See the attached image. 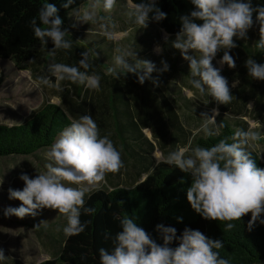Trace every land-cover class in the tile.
<instances>
[{"label": "clouds", "instance_id": "1", "mask_svg": "<svg viewBox=\"0 0 264 264\" xmlns=\"http://www.w3.org/2000/svg\"><path fill=\"white\" fill-rule=\"evenodd\" d=\"M74 0H64L62 7L69 8ZM192 10L180 16V30L171 47L179 51L183 60L188 62L191 87L200 95H207L217 105L230 104L231 94L227 78L221 75V68L236 67L230 50L237 47L234 39H246L253 26V16L264 25V7L253 8L251 0H190ZM117 0H91L86 8H73L71 15L77 24H99L102 34L110 37L108 21L110 17L98 16L97 10L111 13ZM55 4L45 3L38 11V20L33 18L30 26L35 38L42 46L51 41L53 47L49 55L53 58L58 50H70L73 40L65 39L69 35L62 30L63 21L58 15ZM166 13L157 6V0H130L128 17L137 29H145L150 21L160 22L166 19ZM115 27V25H111ZM264 33V26L260 28ZM168 43V35L164 36ZM256 46L264 49V36ZM160 54L163 49H154ZM108 74L119 80L128 74L136 76V82L143 85L150 81L153 87H159V74L167 72L169 65L161 60V67L149 60L137 59V51L132 48H118ZM223 52L218 61L221 68L214 67L213 60ZM98 54L88 48L81 52L77 66L64 63H50L47 76L38 77L34 84L60 88L63 81L83 85L99 92L101 76L89 70L93 68L91 58ZM131 61V63L129 62ZM248 77L264 81V64L248 58L245 61ZM83 69V71H81ZM156 72L155 77L152 73ZM52 77L55 78L54 82ZM239 81H234L235 87ZM189 92V96H194ZM252 108L251 104H248ZM218 108H213L211 115L202 113V124L197 132L205 136H219L225 127L223 122H216ZM257 128H264L259 121ZM262 138L259 131L237 129L231 137L221 139L211 147H181L163 157V162L174 165L180 172L190 174L192 182L186 192V199L191 209L204 220L226 222L225 232L232 231L242 218L250 214L247 231H252L257 224L264 225V169L257 167L256 160L249 150ZM232 142H229V141ZM47 163L45 171L30 178L21 174L22 189H8L9 199L17 200L20 206L9 207L5 216L23 219L35 217L40 210L57 211L67 219L63 229L66 237L79 235L85 231L87 222H81L82 211L93 214L94 208L85 207V197L98 191L106 182L108 174H117L124 167L121 154L108 136L101 137L95 120L87 113L79 119H73L65 127L56 141L45 152ZM183 182V181H181ZM4 179L0 178V185ZM123 202H118L122 204ZM137 218L125 214L120 219L121 231L115 236L111 251L99 250L100 264H229V260L220 256L219 250L224 247L222 240L206 237L199 230L185 228L178 237L176 229L163 224L156 225L162 241L157 243L142 227ZM179 222V221H178ZM177 243V247L170 245ZM3 249H0V262L7 260ZM83 259V257H82Z\"/></svg>", "mask_w": 264, "mask_h": 264}, {"label": "rangeland", "instance_id": "2", "mask_svg": "<svg viewBox=\"0 0 264 264\" xmlns=\"http://www.w3.org/2000/svg\"><path fill=\"white\" fill-rule=\"evenodd\" d=\"M90 2L81 5L79 8H86ZM129 10L128 0H117L116 7L111 13H105L102 8L97 10L98 16L111 18L108 21L109 30L112 33L110 37L102 34L99 24H77L70 13L67 23L62 26V30H67L69 33L65 39L74 41L70 50H58L53 58L49 55V51L53 47L51 41L46 46L39 44L36 49V58L28 64V70H19L10 61H0V125H19L49 103L59 105L69 112V115H73L76 110L80 111L77 106L82 104L81 99L85 97L86 102L83 103L84 105L82 104L85 107V114L87 113L95 120L100 129L101 137L108 136L112 140L120 152L124 164L119 173L106 176V182L101 185L100 189L128 188L138 180L135 179L136 173L133 172L132 165L142 173L144 172L139 177V181H142L155 164L163 161L162 158L170 152L176 151L178 146L194 148L193 140L197 136H205L202 131L197 132L202 124V113L211 115L212 109L218 108V116L222 115L227 119H232L234 116L231 113L239 109V107H233L229 104L217 105L211 97L206 94L200 95L194 90L189 83L191 77L188 62L182 59L179 51L170 46L175 36H168V43H165V34H161L150 22L147 28L137 29V26L128 17ZM111 25H115V27L113 28ZM258 33L259 31L254 32L253 39ZM157 46L163 49L160 54H156L154 51ZM129 47L137 51V59L152 61L157 69L161 67V60L166 61L169 65L167 72L159 74L160 84L157 88L163 96L170 100L180 121L188 130L185 145L181 138L167 130L164 118L148 92L152 85L150 81L143 84L144 89L134 88L132 90V92L138 91L139 93L144 91L145 96L141 103L137 102V105H132L129 113L123 111L124 104L116 103L117 107L121 106L120 111L122 112L118 115V122H116L112 109L108 108L107 99L104 98L108 95H106V82L103 79L105 77L113 78L108 74V68L114 62V56L117 54L116 49ZM88 48H92L98 54L97 59L91 58L93 68L89 70V74L95 72L101 76V90L99 92L82 85L81 98H79L77 94L81 85L72 84L69 81L61 82L60 88L63 91L43 85L38 88L33 83L38 77L49 75L47 69L50 63H64L79 67L78 61L81 58V52ZM230 54L235 59L236 67L234 69H229L227 65L221 68L218 63L220 60L218 54L212 63L214 67L221 68V75L227 78L231 94L239 87H245L243 85L245 80L260 85V81L248 77L245 62H241L243 58L234 53ZM129 62L131 63V61ZM237 64L240 65V68ZM156 75V72L152 73L153 77ZM125 77L136 81L135 75L128 74ZM51 79L54 82L55 78L52 77ZM237 80L239 83L232 87L233 82ZM260 87L263 88L261 85ZM189 92H194L195 95L189 96ZM176 94L180 97L177 98ZM64 96L70 102L69 108L65 105ZM156 96L158 97V94ZM71 105L74 107L72 113L69 111ZM184 105L188 106L185 108ZM247 108L252 109V112L246 114L247 116L242 119L239 117L236 119L244 122L246 130L261 133L262 138L250 150L255 152L260 161L264 163V128L256 127L257 121L264 125V117L256 115L258 110L254 106L249 108L247 105ZM141 110L145 117L140 113ZM77 111L75 114L79 115ZM218 116H216V122ZM73 119H78V117H72L71 121ZM146 125L154 129L158 139H154L149 129H142ZM232 129L234 132L237 130L233 125ZM138 131L149 142L150 149L143 148L140 141L137 140ZM48 149L38 150L31 156L0 157V178L4 179L3 185H0V249H3L4 255L8 257L4 261L7 264H38L54 258L66 239L63 229L67 224V219L57 211L43 209L35 217L26 216L23 219L5 216L4 214L7 208L20 206L19 201L9 199L8 189L23 188V182L19 180L22 173L29 175L30 178H35L36 174L45 171L44 165L47 163L45 152ZM132 152L143 156L147 155L146 161H150V165H146L148 166L147 171L145 170V163L142 165L132 162ZM8 219L13 222L17 220L16 222L26 223L28 221L27 224H30L29 226L22 225V227L11 224Z\"/></svg>", "mask_w": 264, "mask_h": 264}, {"label": "trees", "instance_id": "3", "mask_svg": "<svg viewBox=\"0 0 264 264\" xmlns=\"http://www.w3.org/2000/svg\"><path fill=\"white\" fill-rule=\"evenodd\" d=\"M89 1L91 0H74L69 8H64L62 7L64 0H0V60L12 62L19 70H28V64L36 58V49L40 44L34 36L30 21L37 18L39 24L40 7L45 3L55 4L63 26L67 23L68 14L73 8H78ZM131 2L138 3L140 0H131ZM251 4L253 8L264 7V0H251ZM157 6L167 14L166 19L158 23L153 21L150 23L158 31L169 36H175L180 30V16L187 15L192 10L190 0H157ZM255 16L254 13L253 26L248 32L264 26L261 21L255 19ZM235 43L241 46L248 58L264 64V49L256 46L258 42L254 46L251 45V39L244 44L237 40ZM103 80L106 82V91L111 95L109 104L112 114L118 122V115L122 112L121 106L117 107L116 103L124 104L123 111L129 113L131 111L130 94L134 88L141 89V85L127 77H121L119 80L105 77ZM153 88L151 85L148 92L150 93ZM81 91L82 85L77 94L79 98H81ZM63 98L66 101L65 105L69 108V100L66 96ZM160 101L168 128L185 141V133L176 113L166 99L162 98ZM85 102L86 99L83 97L81 103L85 104ZM82 104L77 106L80 109L79 112L76 110L79 115L75 114V110L73 115H69V112L61 106L49 103L19 125H0V157L31 156L38 150L49 148L60 132L69 126L72 117L79 119L80 115L85 114V107ZM73 109L72 106L69 111L72 113ZM140 113L145 117L142 110ZM221 122L225 127L221 129L219 136H197L193 140L194 147H211L221 139L231 137L234 134L232 125L227 121ZM146 127L150 128L154 139H158L154 129L148 125L143 128ZM138 134L137 140L142 146L150 149L149 142L143 140L140 131ZM251 152L257 167L264 169V163L260 161L259 156ZM132 154L135 161L147 159L138 153L132 152ZM145 170H148V166ZM191 182L190 174L180 172L174 165L160 162L153 166L143 181L132 187L99 189L91 193L90 198L87 196L85 199V207L94 208L95 212L85 214L82 211L80 217L82 223L87 222L85 231L76 236L66 237L54 258L38 264H100L99 250L113 249L115 236L122 230L120 219L125 214L137 218L138 226L149 233L157 243L162 242L159 233L155 231L158 224L174 227L178 237L185 228H189L199 230L210 239L222 240L224 247L219 250L220 256L228 259L229 264H264V225L257 224L252 231H247L249 214L244 216L241 222H234L236 227L232 231L225 232L226 222L204 220L191 209L187 202L186 192ZM121 201L123 203L118 204ZM177 246L175 241L170 245L173 248Z\"/></svg>", "mask_w": 264, "mask_h": 264}, {"label": "crops", "instance_id": "4", "mask_svg": "<svg viewBox=\"0 0 264 264\" xmlns=\"http://www.w3.org/2000/svg\"><path fill=\"white\" fill-rule=\"evenodd\" d=\"M255 31H259V33L257 34V36H256V38L255 39H253V35H254V32ZM161 32V34L162 33H164V32H162V31H160ZM164 34H166V33H164ZM264 35V33H262L261 31H260V29H256V30H253V31H251V32H248L247 33V40L246 39H234V42L237 40V41H240V42H242L243 44L245 43V42H247V41H250V39H251V45L252 46H254L255 44H256V42H258L259 41V39L261 38V36H263ZM169 36V35H168ZM251 37V38H250ZM255 37V36H254ZM237 45V44H236ZM243 51V52H242ZM230 53H234V54H236L238 57H241V58H243V60L241 61V62H245L247 59H248V57L246 56V53L244 52V50L241 48V46H238L237 45V47L236 48H234V49H232V50H230ZM222 55H223V53L222 52H220V53H218V58L219 59H221L222 58ZM1 61V60H0ZM238 65V64H237ZM239 67L238 68H240V65H238ZM241 69H243V68H241ZM240 69V70H241ZM249 78H251V77H249ZM243 85L246 87H239L237 90H235V91H233V93H232V95L234 96V99H233V101L229 104V105H232L233 107H239V109H237V110H235V112H232L231 114L234 116V117H232V119H227L226 117H224V116H218V118H217V123L219 124L221 121H227L230 125H233L236 129H242V130H246L245 129V124H244V122H242L240 119H236V118H244V116H247L246 114H250L252 111V109H248L247 108V105L248 104H251L252 106H254L258 111H256V109L254 110V112L256 111V115H258V116H262V117H264V81H260V85L261 86H263V88L262 87H260V85L259 84H256V83H253L252 81H248V80H245V81H243ZM144 87L145 86H143V85H141V89H144ZM137 89H139V88H137ZM156 94H158V97L156 96ZM106 95H108V97L107 96H105L104 98L105 99H107V104H108V108L109 109H111V105L109 104L110 103V100H111V95H110V93L109 92H106ZM131 103H130V107H131V109H132V105L133 106H135V105H137V102H142L141 100L142 99H144V96H145V93H144V91L141 93H139L138 91L137 92H132L131 94ZM150 95H151V97H152V99H153V101L155 102V104H157L156 106H157V108H158V110H159V112L162 114V116H163V111H162V107H161V101H160V99H162V98H164V99H166L167 101H168V103L170 104V106H171V108L174 110V108H173V106H172V103L170 102V100H168L165 96H163L161 93H160V91H159V89L157 88V87H154L153 89H152V91L150 92ZM177 98H179L180 96L178 95V94H176L175 95ZM134 100L136 101V102H134ZM185 106V108L188 106V105H184ZM174 112L176 113V115H177V111L176 110H174ZM163 118H164V116H163ZM177 118H178V121H179V124H180V126H181V128H182V130H183V132L185 133L184 134V137L186 138V140H187V133H188V130L185 128V125H184V123L183 122H181L180 121V119H179V117H178V115H177ZM164 122H165V126H166V128H167V130L170 132V133H175V135L176 136H178L179 137V135H177V133L175 132V131H173V130H170L169 128H168V125H167V123H166V121H165V119H164ZM143 129H149L150 130V128H143ZM150 133H151V135H152V131L150 130ZM142 136V135H141ZM143 137V136H142ZM144 138V137H143ZM180 138V137H179ZM144 140H146L145 138H144ZM181 140H182V138H181ZM186 140L184 141V140H182L183 141V143H184V145L186 144ZM143 148H146V149H148L146 146H142ZM140 155V154H139ZM140 156H142V157H146L147 159H148V157H147V155H145V156H143V155H140ZM141 159H143V158H141ZM146 159V160H147ZM146 160H140V162L137 160V161H135V160H132V162H134V163H139V164H142V163H145V165L144 164H142V165H144V166H146V165H150V161L148 162V161H146ZM161 162H163V161H161ZM160 163V162H159ZM156 165V164H155ZM133 166V172L134 173H136V178L135 179H138L136 182H134V184L133 185H131L130 187H132V186H134V185H136L137 183H139V182H141V181H139V177H141V175H143L144 174V172L142 173L141 171H139L136 167H134V165H132ZM131 178H133L134 179V177H132L131 176ZM144 180V179H143ZM142 180V181H143ZM5 220H7V219H5ZM8 221L9 222H11V224H17V225H19V226H22V225H24V226H29V224H27V222L26 223H23V222H16V221H12V220H9L8 219ZM23 227V226H22ZM0 263H3V264H7L6 262H0ZM40 263V262H39Z\"/></svg>", "mask_w": 264, "mask_h": 264}]
</instances>
